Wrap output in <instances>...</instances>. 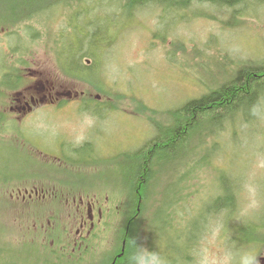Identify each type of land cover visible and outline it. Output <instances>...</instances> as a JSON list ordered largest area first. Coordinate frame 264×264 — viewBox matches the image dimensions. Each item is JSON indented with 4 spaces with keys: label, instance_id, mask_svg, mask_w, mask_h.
Segmentation results:
<instances>
[{
    "label": "rangeland",
    "instance_id": "obj_1",
    "mask_svg": "<svg viewBox=\"0 0 264 264\" xmlns=\"http://www.w3.org/2000/svg\"><path fill=\"white\" fill-rule=\"evenodd\" d=\"M10 1L0 0V250L9 251L0 264H30L33 254L92 264L120 251L133 215L125 264H247L242 230L264 237V103L194 142L191 160L154 169L143 212L131 207L125 153L146 148L189 100L264 65V0L149 4L130 15L116 0H44L8 18ZM99 9L118 17L100 38L101 69L85 81L70 71L91 65L72 40L87 28L91 40ZM30 95L37 114H11ZM233 187L234 211L215 206ZM90 231L79 252L74 237Z\"/></svg>",
    "mask_w": 264,
    "mask_h": 264
},
{
    "label": "trees",
    "instance_id": "obj_2",
    "mask_svg": "<svg viewBox=\"0 0 264 264\" xmlns=\"http://www.w3.org/2000/svg\"><path fill=\"white\" fill-rule=\"evenodd\" d=\"M10 0H6V3L9 4ZM64 1V0H61ZM123 5L125 8V14L130 15L131 11L138 8L147 7L149 4L160 5L163 9L168 10H178L186 9L191 6L194 1L198 3L206 2L212 4L213 6H221L234 8L240 4H243L246 1L250 0H116ZM252 1V0H251ZM9 16L8 18L18 16L21 11L19 10H31L36 4H42L44 0H12L10 3ZM120 4V5H121ZM95 5V4H94ZM149 5V6H150ZM40 6V5H39ZM98 7V6H96ZM122 7V6H121ZM30 8V9H29ZM100 16L97 22L92 23L93 28L96 29L97 33L91 36V40H87V30H83L85 37L73 38L74 53L78 54L77 57H80L81 54L90 61L91 65L86 66L78 60V63H74V69L70 70L72 73L77 72L79 79H85V81L93 80V76L97 73V70L101 69V61L99 57V47L100 38L103 35L107 34L109 28L108 24L117 18V12H114L112 15H105V9H99ZM107 12V11H106ZM119 12V11H118ZM107 16H113V19H108ZM7 19V18H5ZM85 25L88 26L87 22ZM101 26V28H100ZM103 27V28H102ZM78 29H81L78 28ZM84 33H81L84 36ZM91 41V42H90ZM79 46H78V44ZM92 45L88 52L84 53L83 46ZM76 56V55H74ZM70 61L73 62V59H68V64ZM72 68V67H71ZM90 80V81H91ZM264 103V65L260 66H248L243 68L238 75L231 79L226 84H223L220 87L213 89L211 88L207 91L206 94L202 95L200 98H195L186 102L181 108L177 111L170 113L171 124L168 127H158L157 136L154 140L148 144V146L140 151H135L132 153H125L127 163L125 165L126 174L124 175L125 182L130 185L132 188L131 192V207L136 205L139 207L138 212H143L142 209V199L146 196V188L152 177V171H155L159 174L164 166L162 164L166 163H175L176 161L186 162L185 157H188V161L192 159V152H194V142L203 141L204 137L206 138L209 132L215 130H221L225 128L226 124L228 125H237L239 120L233 119L237 116H240L242 113L249 114L254 110L258 103ZM89 110V109H88ZM194 148V149H193ZM85 149H81L79 154L84 156L86 152ZM163 171V170H162ZM162 177V175H160ZM226 180V179H225ZM234 187L232 192L228 189L226 192V197L221 194L219 201L215 200L214 205H223L227 204V210L233 212L234 207H236V202L233 201ZM237 195V194H236ZM215 211V210H214ZM134 211H131V213ZM216 213V212H214ZM134 216V215H133ZM133 216L128 220L126 225V231L122 239L123 243L129 240L131 247L133 244L134 236V226L135 224ZM238 219V218H236ZM130 223V228L128 224ZM165 224L167 223L164 220ZM133 226V227H132ZM256 226L249 225L242 232H247L251 234L249 239H252L256 235ZM166 235L164 232L158 235ZM168 235V234H167ZM243 236V234H241ZM241 235H239L241 237ZM189 237V236H188ZM243 238V237H242ZM248 239V240H249ZM122 243V244H123ZM127 246V245H126ZM125 246L121 245L116 254L109 257L108 255L104 258H101L100 261H94L92 264H125L127 259H132V256L126 257L125 251L123 248ZM7 250V249H6ZM9 251L0 250V258L8 255ZM123 253V255L121 254ZM120 254V255H119ZM119 255V256H118ZM164 260H168L167 257L161 254ZM46 260V262L44 261ZM49 261V260H48ZM111 261V262H110ZM81 262H76L74 264H80ZM30 264H50L47 263L46 258H42L40 255L33 254V260L30 261ZM164 264H166L164 262Z\"/></svg>",
    "mask_w": 264,
    "mask_h": 264
},
{
    "label": "flooded vegetation",
    "instance_id": "obj_3",
    "mask_svg": "<svg viewBox=\"0 0 264 264\" xmlns=\"http://www.w3.org/2000/svg\"><path fill=\"white\" fill-rule=\"evenodd\" d=\"M30 97H31L30 101L26 99L24 101H18L17 99L15 102H11L12 104V106L10 107L11 114L12 112H15V115L17 116L18 119L23 118L26 114H31L35 116L37 112L39 111V110H34L36 105L38 104L37 103L38 100H36L37 98L35 97V95H30ZM17 101H18V104L14 108L13 104H16ZM45 155L49 156V154H45ZM93 221L94 220L91 217L90 223L93 224ZM85 222L87 221L83 220V224L81 225L82 228L85 227ZM90 226H91V231H92L94 228V225H90ZM91 231L86 235L85 238H84V235L80 234L79 232L77 233V236L74 237V243H75L76 250L79 249V252H80V250L82 249V245L84 243L93 242L94 240L93 238H95V235H91ZM246 242L249 243L248 250L246 253L249 255V258H247L246 260L247 264H264V237L256 236L252 239L247 240ZM104 257L105 256H102L101 258H104Z\"/></svg>",
    "mask_w": 264,
    "mask_h": 264
},
{
    "label": "bare ground",
    "instance_id": "obj_4",
    "mask_svg": "<svg viewBox=\"0 0 264 264\" xmlns=\"http://www.w3.org/2000/svg\"><path fill=\"white\" fill-rule=\"evenodd\" d=\"M125 244V243H124ZM121 251V250H120Z\"/></svg>",
    "mask_w": 264,
    "mask_h": 264
}]
</instances>
